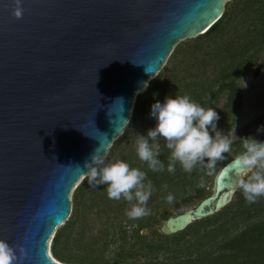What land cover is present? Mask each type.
Masks as SVG:
<instances>
[{
    "label": "water",
    "instance_id": "95a60500",
    "mask_svg": "<svg viewBox=\"0 0 264 264\" xmlns=\"http://www.w3.org/2000/svg\"><path fill=\"white\" fill-rule=\"evenodd\" d=\"M227 1L22 0L18 19L15 0H0V239L25 249L16 264H74L48 244L72 213L85 161L100 146L107 154L137 93ZM236 156L211 194L177 214L166 208L160 229L177 232L231 202Z\"/></svg>",
    "mask_w": 264,
    "mask_h": 264
},
{
    "label": "trees",
    "instance_id": "16d2710c",
    "mask_svg": "<svg viewBox=\"0 0 264 264\" xmlns=\"http://www.w3.org/2000/svg\"><path fill=\"white\" fill-rule=\"evenodd\" d=\"M263 51L264 0H228L224 13L208 30L180 40L162 69L137 93L123 133L106 154V161L119 158L147 173L155 189L147 204L151 215L129 219L127 201L109 199L107 185L92 189L83 177L74 190L70 217L52 238L53 255L74 264H264V197L248 204L237 189L231 202L217 212L165 233L155 227L164 210L182 212L211 194L207 185L215 175H207L200 166L188 173L179 164L175 174L168 173L170 151L162 138L158 159L165 164L163 172L151 171L135 149L137 135L147 136L156 126L151 106L177 94L213 107L219 114L217 130L227 135L242 103L238 80ZM242 149L225 153L216 173ZM169 194L175 197L172 203L167 202ZM129 224L134 226L130 234ZM147 227L150 234L143 232Z\"/></svg>",
    "mask_w": 264,
    "mask_h": 264
},
{
    "label": "clouds",
    "instance_id": "9594fccd",
    "mask_svg": "<svg viewBox=\"0 0 264 264\" xmlns=\"http://www.w3.org/2000/svg\"><path fill=\"white\" fill-rule=\"evenodd\" d=\"M21 3L22 0H15L14 16L18 19L23 15ZM151 116L155 118L156 126L147 131V136L137 135L135 149L139 159L146 162L153 172L165 170L164 162L158 159L161 154L160 138L170 151L167 164L170 174H175L176 165L179 164L185 172L191 173L200 166L207 175L213 176L218 161L224 160V154L232 151L234 140L231 133L225 135L217 130L219 114L213 107L202 106L188 94H177L175 98L168 96L163 103L157 101L151 106ZM211 132L215 135H211ZM240 140L243 151L235 158L238 162L236 188L242 191L248 204H254L264 197V142L251 136ZM83 167L88 171L82 175L92 189L107 185L109 199L123 198L129 203L130 209L126 211L129 219L151 215L147 204L155 189L152 182L147 180L145 171L119 158L106 161V149L103 146L94 150ZM166 199L172 203L175 197L169 194ZM26 255L23 247H14L0 239V264H16Z\"/></svg>",
    "mask_w": 264,
    "mask_h": 264
},
{
    "label": "flooded vegetation",
    "instance_id": "af4514ba",
    "mask_svg": "<svg viewBox=\"0 0 264 264\" xmlns=\"http://www.w3.org/2000/svg\"><path fill=\"white\" fill-rule=\"evenodd\" d=\"M264 51L262 52L260 59L255 62L251 67L248 68L246 73L241 75L239 78V87L242 92L241 105L235 110V114L237 116L236 121H234L231 130L236 129V125L240 120V115L244 106L245 95L247 94V104L245 107V111L248 114L254 112L257 114L254 118L249 119L243 126L244 134L243 136H236L234 138V143L232 145V149H236L239 146H242V142L240 139L247 138L249 136L261 141L264 139ZM242 130V131H243ZM229 131V132H230ZM243 151V149H242ZM239 154V153H238ZM237 155V154H236ZM234 155L233 157H235ZM232 157V158H233ZM133 226L131 224L128 225V233L130 234L134 228H130Z\"/></svg>",
    "mask_w": 264,
    "mask_h": 264
},
{
    "label": "rangeland",
    "instance_id": "374dc122",
    "mask_svg": "<svg viewBox=\"0 0 264 264\" xmlns=\"http://www.w3.org/2000/svg\"><path fill=\"white\" fill-rule=\"evenodd\" d=\"M168 58H169V57H168ZM167 61H168V59H167ZM167 61H166V62H167ZM165 64H166V63H165ZM165 64H164V65H165ZM262 75L264 76V74H262ZM143 90H144V89H143ZM244 100H245V101H244L243 110H242V113H241V115H240V120H239V122H238L237 125H236V129L230 131L233 140H234V138H235L236 136H238V137L243 136V134H244L243 126H244V124H245L249 119L254 118V116L257 115V114H254V112L248 114V112L245 111V107H246V104H247V94L245 95V99H244ZM242 130H243V131H242ZM210 182H211V181H210ZM207 188L210 189V192H209V193H212V192H213V190L210 188V183L207 185ZM74 190H75V189H73V190H72V193H71V198H72V200H73V198H74ZM207 194H208V192H207ZM234 196H235V195H234ZM198 201H199V199H196L195 201L192 202V205L198 203ZM168 209H170L171 214H177V213H178L177 211H172L171 207H168ZM72 211H73V209H72ZM165 218H166L165 214H164L163 216H160V221L156 224L155 227H160L161 224H162V222L165 220ZM130 228L132 229V228H134V226H130ZM143 232H144L145 234H150L151 230H150V228L147 227V228H144V229H143ZM128 239H129V238H128ZM51 244H52V240H51V238H50V239H49V244H48V249H49V251L53 254ZM116 244H117V243H114V244L110 245V251H111V253H112V251L114 252V250L116 249ZM128 245H129V244H128ZM109 253H110V252H109Z\"/></svg>",
    "mask_w": 264,
    "mask_h": 264
}]
</instances>
